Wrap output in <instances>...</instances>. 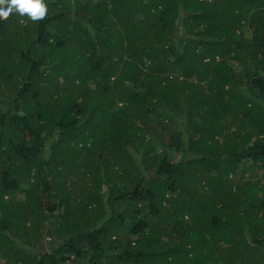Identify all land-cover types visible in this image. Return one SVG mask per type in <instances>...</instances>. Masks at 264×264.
Instances as JSON below:
<instances>
[{
    "label": "trees",
    "instance_id": "trees-1",
    "mask_svg": "<svg viewBox=\"0 0 264 264\" xmlns=\"http://www.w3.org/2000/svg\"><path fill=\"white\" fill-rule=\"evenodd\" d=\"M44 2L0 20V264H264V181L223 179L264 178V0Z\"/></svg>",
    "mask_w": 264,
    "mask_h": 264
},
{
    "label": "rangeland",
    "instance_id": "rangeland-1",
    "mask_svg": "<svg viewBox=\"0 0 264 264\" xmlns=\"http://www.w3.org/2000/svg\"><path fill=\"white\" fill-rule=\"evenodd\" d=\"M71 6V2H68V5L65 9H63L65 12H70L69 7ZM62 11V10H61ZM15 18H17L19 21H22L23 19H25V16H21L18 13H15ZM32 23V22H31ZM244 35L249 36L250 32L248 29L244 30ZM177 40H175L174 44H175V49L178 50L179 47V43L176 42ZM233 66H235L236 68H240L241 66L234 60L228 58L227 59ZM74 76V75H73ZM72 75L69 77H73ZM130 84V83H128ZM67 85V91L71 92L72 87L70 86L71 84H65ZM44 89H46V85L43 86ZM162 135L164 136V138H167V135L164 133H162ZM223 135H219L218 138L222 139ZM78 143V142H77ZM76 143V144H77ZM83 143H80V145H82ZM83 148V147H81ZM94 150V148H92ZM92 150V151H93ZM90 152V154H93V152ZM164 151H159L158 153L161 154ZM166 155L167 157L170 159L172 157H176L179 156L181 154V149L171 146L165 149ZM94 155V154H93ZM91 156V155H90ZM175 159V158H174ZM97 160V159H96ZM248 165V169H245V166ZM245 166H243L242 163H239L238 167L232 171L228 173V177L231 178V180H227L226 178H223L225 181L228 182H232V183H243L245 180H251V181H256V180H260V181H264V178L261 176V174L259 173V171H257L256 167H252L250 165V162L248 164H246ZM252 167V168H251ZM115 169V168H114ZM245 169V170H243ZM227 176V173H226ZM121 180H124V178H119L117 177V187L115 186L112 189V192L114 194H116L117 189L122 188L121 186ZM28 184V180L24 179V180H20V183L18 184L19 188H24L26 185ZM106 188V185L103 184L102 185V189L104 190ZM70 192H71V196H77L79 197V195H77V193H75L74 187L70 186ZM14 196L13 197L15 199V201L18 200H23L24 198V194L22 192H18V190L13 192ZM10 197V196H9ZM7 199V198H5ZM62 212V206L60 205L59 208H56L54 211H48V210H44V218L42 220H39V226H38V232L42 231L40 234L37 233V237H34L32 239L29 238V240L31 241L32 245H34L35 247H39V249L37 250V252L34 254L35 257L37 258L41 253L44 252H50L53 248L57 247L58 244L61 242L62 239L66 238L69 234L68 232H60L57 230V225L60 219L58 212ZM38 215H35V218L37 219ZM186 219V218H185ZM183 219V223H186L188 220ZM32 233V231H31ZM14 236L16 237H20L21 240L26 241V237L23 233H17L14 234ZM117 236H120L121 239H126V237H130V238H134L135 235L132 233L128 232V229L126 227L121 228L118 230L117 232ZM26 243V242H25ZM262 250V248H260V251ZM262 252L264 253V250H262ZM264 255V254H263ZM5 258L2 257L1 258V262L4 263ZM28 262V261H27ZM264 263V257H263V262Z\"/></svg>",
    "mask_w": 264,
    "mask_h": 264
},
{
    "label": "clouds",
    "instance_id": "clouds-1",
    "mask_svg": "<svg viewBox=\"0 0 264 264\" xmlns=\"http://www.w3.org/2000/svg\"><path fill=\"white\" fill-rule=\"evenodd\" d=\"M13 13L36 22L46 17L47 6L44 0H0V20H7Z\"/></svg>",
    "mask_w": 264,
    "mask_h": 264
},
{
    "label": "crops",
    "instance_id": "crops-1",
    "mask_svg": "<svg viewBox=\"0 0 264 264\" xmlns=\"http://www.w3.org/2000/svg\"><path fill=\"white\" fill-rule=\"evenodd\" d=\"M245 29H248L249 32H250V35H251V28H250V27H245L244 30H245ZM250 35H249V36H250ZM246 37H248V36H246Z\"/></svg>",
    "mask_w": 264,
    "mask_h": 264
}]
</instances>
